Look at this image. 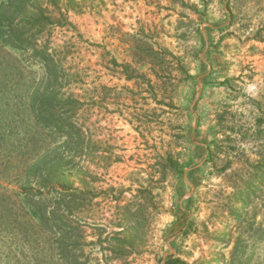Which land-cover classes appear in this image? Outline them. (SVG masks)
<instances>
[{
    "label": "rangeland",
    "instance_id": "1",
    "mask_svg": "<svg viewBox=\"0 0 264 264\" xmlns=\"http://www.w3.org/2000/svg\"><path fill=\"white\" fill-rule=\"evenodd\" d=\"M46 3L55 79L0 45V264H264V0Z\"/></svg>",
    "mask_w": 264,
    "mask_h": 264
},
{
    "label": "trees",
    "instance_id": "2",
    "mask_svg": "<svg viewBox=\"0 0 264 264\" xmlns=\"http://www.w3.org/2000/svg\"><path fill=\"white\" fill-rule=\"evenodd\" d=\"M51 6H54L56 0H46ZM47 7H42V0H1L0 1V45L3 48L10 49L27 55L29 51L34 52L46 68L49 76L55 79L57 63L51 55L47 54L46 46H39L40 40L44 33V29L50 22L47 15ZM47 23V24H46ZM51 89V87H50ZM50 94H43L40 97L39 113H37L40 121L45 117L53 123V129L61 132L66 126L68 132H72V125L65 126L61 123L57 115L53 114L55 101L51 99ZM35 102H37L35 100ZM58 163H47L46 158H41L34 163L32 168V176L38 179V185L45 189L48 185V174L56 171ZM56 168V169H55ZM48 174H45V173ZM45 174L44 176H42ZM54 175L56 173H53ZM44 181L46 183H44ZM38 193V192H37ZM40 193V192H39ZM42 196V195H41ZM67 197L60 196L49 203L42 201L27 206L30 216H32L42 227L49 229L54 233L63 232L62 218L72 213V201ZM69 199V200H68ZM61 238V236H60ZM58 249L62 248L63 240L58 239ZM59 249V252H60ZM61 253V252H60ZM63 255V253H62ZM166 264H179L178 260L168 261Z\"/></svg>",
    "mask_w": 264,
    "mask_h": 264
}]
</instances>
